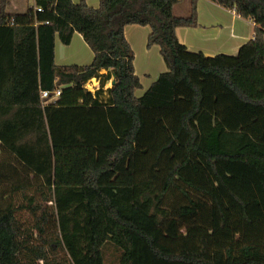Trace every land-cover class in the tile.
I'll list each match as a JSON object with an SVG mask.
<instances>
[{"label": "trees", "instance_id": "1", "mask_svg": "<svg viewBox=\"0 0 264 264\" xmlns=\"http://www.w3.org/2000/svg\"><path fill=\"white\" fill-rule=\"evenodd\" d=\"M88 1L0 0V264H264V0H210L255 24L214 57L177 36L199 0ZM130 25L169 70L142 97ZM76 33L93 62L58 66Z\"/></svg>", "mask_w": 264, "mask_h": 264}, {"label": "crops", "instance_id": "2", "mask_svg": "<svg viewBox=\"0 0 264 264\" xmlns=\"http://www.w3.org/2000/svg\"><path fill=\"white\" fill-rule=\"evenodd\" d=\"M74 1L79 3L81 0ZM88 4L98 8L100 0H89ZM254 28L253 21L242 18L235 11L227 10L210 0H199L198 26L179 27L177 36L180 42L191 52H202L210 57L219 54L236 55L243 45L253 39ZM150 33V27L130 25L125 29V36L135 52V71L142 83V88L136 92L137 97H142L160 75L169 71L161 55L160 46L154 45L148 48ZM75 39L88 46L84 38L78 33L75 34L69 46L62 44L59 39L56 40L55 60L58 66L90 65L70 64L66 62L67 58L62 60L60 52L65 54L66 51L59 44L70 48ZM59 57L63 62L59 61ZM93 59L94 55L91 62Z\"/></svg>", "mask_w": 264, "mask_h": 264}, {"label": "rangeland", "instance_id": "3", "mask_svg": "<svg viewBox=\"0 0 264 264\" xmlns=\"http://www.w3.org/2000/svg\"><path fill=\"white\" fill-rule=\"evenodd\" d=\"M187 5H188L187 1L179 5L176 9L177 14H180V15L185 14L187 11ZM27 6H28L27 0H11L9 12L10 13H24L27 9ZM59 46L63 47L66 51L65 54L60 52V55H62V60H64V58H67L66 62L70 64L78 63V64L87 65V64L92 63L91 61H92V56L94 55V53L88 46H86L84 42L81 43L79 40L75 39L70 48H67L61 43L59 44ZM59 61L63 62L61 61L60 57H59ZM102 75H103L102 76L103 79L101 82L102 84L110 82L112 78L111 74H107V72H103ZM110 87L111 86H109V88ZM26 219L28 220V217H26ZM120 255H121V251L119 249H117L114 246L108 245L105 248V264H120L119 263Z\"/></svg>", "mask_w": 264, "mask_h": 264}, {"label": "built area", "instance_id": "4", "mask_svg": "<svg viewBox=\"0 0 264 264\" xmlns=\"http://www.w3.org/2000/svg\"><path fill=\"white\" fill-rule=\"evenodd\" d=\"M178 1H183V0H178ZM42 9L39 8L38 11H41ZM254 38V36H253ZM113 85V81H110L107 83V85L104 87L105 90H107L109 88V84ZM110 85V86H112ZM86 90H88L89 92L96 94L97 91H99L101 89V81L100 79H92L89 82H87V84L85 85ZM61 95V92L58 91L56 94H50L49 92H45L43 94V98H45V101H48L51 97H59Z\"/></svg>", "mask_w": 264, "mask_h": 264}]
</instances>
